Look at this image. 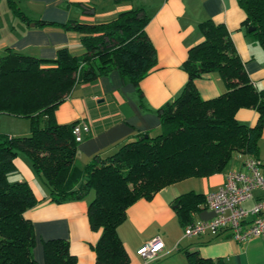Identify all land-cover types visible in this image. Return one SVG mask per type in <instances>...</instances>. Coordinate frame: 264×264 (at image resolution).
<instances>
[{
    "label": "trees",
    "instance_id": "obj_1",
    "mask_svg": "<svg viewBox=\"0 0 264 264\" xmlns=\"http://www.w3.org/2000/svg\"><path fill=\"white\" fill-rule=\"evenodd\" d=\"M237 3L245 16L241 27L264 51V0ZM148 20L139 9L102 24L41 21L44 27L79 34L83 54L75 56L61 48L53 60L16 53L0 59V115L26 118L30 123L28 136L0 134V264H38L33 255V226L26 212L39 202L28 183L8 179L17 173L14 161L18 154L30 160L50 192V202L91 198L89 226L91 231L100 232L93 248L95 264H129L117 228L136 201L149 200L185 179L221 172L235 154L258 160L264 90L258 91L250 83L224 26L207 21L199 27L203 41L188 51L182 66L188 77L186 85L178 97L157 110L159 133L140 135L110 155L95 156L82 168L74 165L78 144L72 128L77 122L57 125L53 111L76 85L111 72L127 79L140 93V82L156 63L154 48L145 34ZM248 28L254 31L248 33ZM211 73L221 77L227 90L204 100L193 83ZM240 109L255 111L256 124L238 123L235 114ZM191 196L176 200L182 227L191 224L185 201ZM185 256L187 264H222L200 259L195 252H185ZM43 259L45 264H77L68 241L62 239L43 242Z\"/></svg>",
    "mask_w": 264,
    "mask_h": 264
},
{
    "label": "crops",
    "instance_id": "obj_2",
    "mask_svg": "<svg viewBox=\"0 0 264 264\" xmlns=\"http://www.w3.org/2000/svg\"><path fill=\"white\" fill-rule=\"evenodd\" d=\"M12 7L25 19L18 17ZM139 9L149 19L145 34L156 58L154 68L139 84L140 93L127 79L111 72L93 82L76 85L53 111L57 125L81 122L89 127L77 147L74 160L77 168L84 167L95 156L114 153L140 135L159 133L157 110L178 97L186 85L188 77L182 66L188 51L203 41L199 27L204 22L224 26L250 83L256 90H264V51L241 27L245 16L237 0H0V59L16 53L53 60L61 48L79 56L84 51L79 34L44 27L40 22L102 24L115 20L123 12ZM193 85L204 100L216 98L227 90L217 73L195 80ZM257 118L256 112L248 109L235 114L238 123L248 126L255 125ZM27 129L22 136L29 135ZM78 155L80 162L76 160ZM238 155L231 168L226 166L208 177L185 179L162 189L149 200L132 204L117 228L129 264H144L138 252L155 237L162 240L163 249L146 264H187L185 252H195L200 259L222 264H264V239L236 243L228 231L217 237L186 239L176 214L179 207L176 200L191 194L185 200L191 223L211 220L213 213L203 204V198L222 185L225 173L243 169L245 155ZM258 160L264 164V129L258 140ZM261 172L264 174V168ZM18 173L17 169L16 176ZM25 179L39 202L26 212L33 226V255L38 264H45L43 242L52 239L67 240L77 264H95L93 248L100 232L91 231L89 226L87 208L91 198L55 204L50 202V192L42 181L37 185L34 177ZM11 181L26 182L20 177Z\"/></svg>",
    "mask_w": 264,
    "mask_h": 264
},
{
    "label": "built area",
    "instance_id": "obj_3",
    "mask_svg": "<svg viewBox=\"0 0 264 264\" xmlns=\"http://www.w3.org/2000/svg\"><path fill=\"white\" fill-rule=\"evenodd\" d=\"M88 132V125L81 122L72 128L77 144L82 143L84 134ZM242 165L241 171L225 173L222 185L205 196V206L213 213V218L186 225L184 238L217 237L228 231L236 243H245L252 238L264 239V174L261 162L245 156ZM256 192L259 196H255ZM247 203H251L249 207L244 206ZM162 249V240L155 237L138 254L146 264L153 261Z\"/></svg>",
    "mask_w": 264,
    "mask_h": 264
},
{
    "label": "rangeland",
    "instance_id": "obj_4",
    "mask_svg": "<svg viewBox=\"0 0 264 264\" xmlns=\"http://www.w3.org/2000/svg\"><path fill=\"white\" fill-rule=\"evenodd\" d=\"M26 127H28L27 130H28V132H30V123H29V120L26 118L16 117V116H11V115H6V114L0 115V134H2V135L10 136V134H14V136H10V137H23L21 134H22V132H24V129H26ZM25 136H27V135H25ZM153 136H155V135H153ZM76 154H77V152H76ZM238 156H239L238 154H235V156L233 155L232 159L230 160V162L227 165V168H231L235 165V162L237 161L236 158ZM79 159H80V156L78 155V158L76 160L78 162H80ZM15 162H16L15 165L17 164L16 167H18L17 169H18L19 173L17 174V176L16 175L9 176L8 179L10 181L12 180L13 177H17V178L20 177L27 182V180L25 178L34 177L37 185H39L38 182H40L41 180L37 176V174L35 173L33 166H32V163L30 162V160L25 155L18 154L17 157L15 158ZM79 164H81V163H79ZM32 190H33V188H32Z\"/></svg>",
    "mask_w": 264,
    "mask_h": 264
},
{
    "label": "water",
    "instance_id": "obj_5",
    "mask_svg": "<svg viewBox=\"0 0 264 264\" xmlns=\"http://www.w3.org/2000/svg\"><path fill=\"white\" fill-rule=\"evenodd\" d=\"M252 31H254L253 28H248V29H247V32H248V33L252 32ZM146 137H147V136H146Z\"/></svg>",
    "mask_w": 264,
    "mask_h": 264
}]
</instances>
